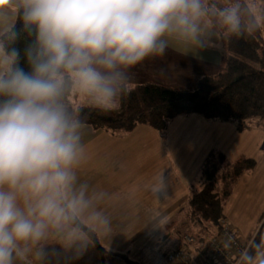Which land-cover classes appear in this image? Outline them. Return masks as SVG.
<instances>
[{
  "label": "clouds",
  "instance_id": "9594fccd",
  "mask_svg": "<svg viewBox=\"0 0 264 264\" xmlns=\"http://www.w3.org/2000/svg\"><path fill=\"white\" fill-rule=\"evenodd\" d=\"M260 33L264 0H0V264H78L112 232L109 193L81 177L85 110L118 109L133 69L170 48ZM168 188L160 171L145 189ZM235 257L264 264V233Z\"/></svg>",
  "mask_w": 264,
  "mask_h": 264
},
{
  "label": "rangeland",
  "instance_id": "374dc122",
  "mask_svg": "<svg viewBox=\"0 0 264 264\" xmlns=\"http://www.w3.org/2000/svg\"><path fill=\"white\" fill-rule=\"evenodd\" d=\"M256 38L264 45V33ZM225 51L223 42L218 50L206 52L170 48L163 56L148 58L133 69L131 88L136 83L193 87L200 77L219 72ZM166 123L162 131L138 125L128 132L94 131L86 125L83 139L87 158L81 168L82 179L104 189L110 197L128 196L139 190L142 192L146 184L138 175L146 178L154 169L162 168L161 160L165 156L178 163V173L183 179H193L191 188L199 189L198 172L209 150L220 149L231 160L252 158L255 167L240 178L223 203L222 221L236 233L239 241L246 243L264 212V126L238 132L233 123L206 120L199 114L178 115ZM186 205L180 207L182 211L178 209L168 219L167 226L160 229V234L149 241L152 245L162 242L160 249L166 251V256L184 241L185 248L196 253L207 237L222 233L219 224L217 229L207 224L200 228L193 220L192 224ZM168 206L172 210V198ZM170 214L168 212V216ZM92 254L93 249L81 260L90 259L89 264H93ZM99 258L96 251L95 259ZM164 263H168L165 258ZM78 264L85 263L78 261Z\"/></svg>",
  "mask_w": 264,
  "mask_h": 264
},
{
  "label": "trees",
  "instance_id": "16d2710c",
  "mask_svg": "<svg viewBox=\"0 0 264 264\" xmlns=\"http://www.w3.org/2000/svg\"><path fill=\"white\" fill-rule=\"evenodd\" d=\"M24 43L22 38L17 46L22 49ZM223 43L226 51L218 73L200 77L193 87L136 83L118 109L85 110V124L94 131L128 132L138 125L162 131L166 122L178 115L199 114L206 120L233 123L238 132L263 127L264 45L256 36ZM254 167L252 158L231 160L220 149L209 150L200 168L199 189L194 186L188 197L186 208L191 222L200 228L207 224L217 229L224 217V201L240 178ZM257 228L264 233V212ZM95 249L100 264H137L125 253H108L100 240Z\"/></svg>",
  "mask_w": 264,
  "mask_h": 264
},
{
  "label": "crops",
  "instance_id": "0c3cea01",
  "mask_svg": "<svg viewBox=\"0 0 264 264\" xmlns=\"http://www.w3.org/2000/svg\"><path fill=\"white\" fill-rule=\"evenodd\" d=\"M161 162L163 167L154 169V172H150L146 178L142 174L138 175L141 182L146 184L143 186L142 192L139 190L123 197H110L109 195L105 208L113 218V230L108 236L100 240L108 253H125L137 264H163L166 253L160 249L163 243L157 241L156 244L152 245L149 241L160 234V229L167 226L168 219L180 207L187 204L194 181L191 178L188 181L186 178H182V174L178 173V163L173 158L164 156ZM151 166H153L152 163ZM160 171L165 172L169 178L168 196L163 202H157L150 193L144 192L148 182ZM199 173L200 170L198 175ZM112 198L114 199L112 200ZM171 198L172 210L168 206ZM168 212H171L169 216ZM157 213L165 217L164 222L156 223ZM95 256L96 251L93 249V264H100L99 259H95ZM81 262L89 264L90 259L79 260V263Z\"/></svg>",
  "mask_w": 264,
  "mask_h": 264
},
{
  "label": "built area",
  "instance_id": "2783aa9c",
  "mask_svg": "<svg viewBox=\"0 0 264 264\" xmlns=\"http://www.w3.org/2000/svg\"><path fill=\"white\" fill-rule=\"evenodd\" d=\"M212 236L207 237L200 251L194 253L185 248V241L180 247L172 249L167 254V264H235V251L246 243L239 241L236 233L232 231L222 220L219 223V231ZM235 241L231 250L225 247L228 237ZM197 254V255H196Z\"/></svg>",
  "mask_w": 264,
  "mask_h": 264
}]
</instances>
